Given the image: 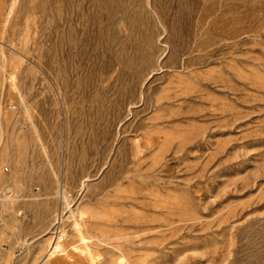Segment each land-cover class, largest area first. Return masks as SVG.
<instances>
[{"label":"rangeland","instance_id":"rangeland-1","mask_svg":"<svg viewBox=\"0 0 264 264\" xmlns=\"http://www.w3.org/2000/svg\"><path fill=\"white\" fill-rule=\"evenodd\" d=\"M0 139V264H264V0H0Z\"/></svg>","mask_w":264,"mask_h":264},{"label":"bare ground","instance_id":"bare-ground-1","mask_svg":"<svg viewBox=\"0 0 264 264\" xmlns=\"http://www.w3.org/2000/svg\"><path fill=\"white\" fill-rule=\"evenodd\" d=\"M130 64V63H129ZM129 66V65H128ZM6 121H9V119H8V117L6 118ZM0 141H1V139H0ZM8 198L6 197L5 198V200H7ZM1 200V199H0ZM61 217V216H60ZM79 226V225H78ZM15 230H17V231H19V229L16 227L15 228ZM54 246V245H53ZM60 248V245L57 243V244H55V247H54V251L53 252H51V255L57 250V249H59ZM94 257V256H93Z\"/></svg>","mask_w":264,"mask_h":264}]
</instances>
